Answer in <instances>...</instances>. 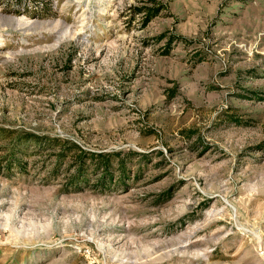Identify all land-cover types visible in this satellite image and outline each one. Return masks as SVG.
Here are the masks:
<instances>
[{
    "label": "rangeland",
    "instance_id": "374dc122",
    "mask_svg": "<svg viewBox=\"0 0 264 264\" xmlns=\"http://www.w3.org/2000/svg\"><path fill=\"white\" fill-rule=\"evenodd\" d=\"M0 264H264V0H0Z\"/></svg>",
    "mask_w": 264,
    "mask_h": 264
},
{
    "label": "trees",
    "instance_id": "16d2710c",
    "mask_svg": "<svg viewBox=\"0 0 264 264\" xmlns=\"http://www.w3.org/2000/svg\"><path fill=\"white\" fill-rule=\"evenodd\" d=\"M101 155H90V158L94 161H97V159L100 157ZM100 160V159H99ZM103 167V166H102Z\"/></svg>",
    "mask_w": 264,
    "mask_h": 264
},
{
    "label": "bare ground",
    "instance_id": "6f19581e",
    "mask_svg": "<svg viewBox=\"0 0 264 264\" xmlns=\"http://www.w3.org/2000/svg\"><path fill=\"white\" fill-rule=\"evenodd\" d=\"M112 3H113V1H112ZM19 23H21V22H19ZM22 23H23V22H22ZM22 23H21V24H22ZM29 24H30V23H28V25H29ZM23 25H27V23H24Z\"/></svg>",
    "mask_w": 264,
    "mask_h": 264
}]
</instances>
